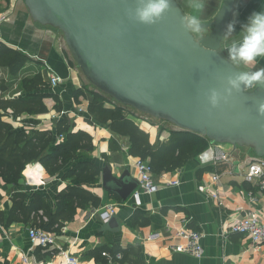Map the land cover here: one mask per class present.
Segmentation results:
<instances>
[{"label": "crops", "instance_id": "crops-1", "mask_svg": "<svg viewBox=\"0 0 264 264\" xmlns=\"http://www.w3.org/2000/svg\"><path fill=\"white\" fill-rule=\"evenodd\" d=\"M176 2L185 13V0ZM222 2L207 0L203 13L205 23L213 20ZM262 6L264 0H235L233 8L238 10V19L243 22L253 10H260ZM239 27L237 24V31ZM208 29L207 33L210 31ZM225 43L223 39L221 52L227 58ZM0 44L27 57L14 76L9 67L0 66V85L4 86L3 90L0 89V99L23 96L21 80L25 77L40 74L47 84L42 90L47 94L43 98L45 112H23L13 117L7 110L9 114L3 116L4 120L16 130H50L57 139L56 123L68 118L74 130H84L92 137V150L79 152L82 160L100 170L109 165L112 174L117 177L128 170L130 176L138 180L134 165L138 158L127 152L128 137L97 124L89 116L87 106L92 99L91 92L97 90L86 88L78 71L72 67L66 52L67 45L59 30L34 22L23 0H0ZM260 67H264V59H260L255 66L239 68L255 70ZM52 74L58 76L61 83L50 85L49 76ZM75 90L82 91V95L75 98ZM126 114L148 133L152 144L159 140L167 141L168 130L177 129L174 125L166 128L142 116ZM216 145L231 153L229 163H214L203 157L210 153L209 148L215 149ZM223 145L210 142L206 150L189 159L181 168L153 174V182L157 186L154 192L135 193L136 188L124 202L115 193L103 188L100 171L98 183L85 185L99 198V206L93 208L88 205L78 210L56 231H47L53 234L54 242L46 247L30 241L28 230L33 226L7 222L12 206L11 196L17 192L25 193L24 203L29 204L33 194H42L48 197V203L53 207L58 192L77 182L65 177L68 167L49 175L40 164H27L16 183L0 180V264H65L61 251H67L77 258V264H109L101 253L106 251L114 255L102 248L126 249L129 246L137 247V256L130 255V259L138 260L140 264H264V244L255 248L247 235L229 230L233 220L246 215L264 220V189L258 182L250 183L244 177L247 161L255 153L248 147ZM213 175L219 176L217 182L212 181ZM173 180L179 183L172 186L167 184ZM249 194L255 200H251ZM110 204H116L114 216L117 229L111 227L114 230L105 228L108 221L104 223L100 216L101 209ZM179 229L202 234L200 243L203 254L200 258L171 249L184 242L175 236ZM116 253L121 254L119 251ZM120 259L113 258L111 264H131L120 263Z\"/></svg>", "mask_w": 264, "mask_h": 264}, {"label": "water", "instance_id": "water-1", "mask_svg": "<svg viewBox=\"0 0 264 264\" xmlns=\"http://www.w3.org/2000/svg\"><path fill=\"white\" fill-rule=\"evenodd\" d=\"M30 18L59 30L84 77L99 91L141 113L210 142L251 148L264 157V87L225 92L227 77L243 69L221 53L223 32L235 0H223L210 31L197 40L181 23L176 0L161 20L143 24L128 15L137 0H23ZM227 101L212 107L209 89ZM102 186L124 202L138 187L128 170H101ZM117 222L112 215L105 228ZM113 229V230H114Z\"/></svg>", "mask_w": 264, "mask_h": 264}, {"label": "trees", "instance_id": "trees-1", "mask_svg": "<svg viewBox=\"0 0 264 264\" xmlns=\"http://www.w3.org/2000/svg\"><path fill=\"white\" fill-rule=\"evenodd\" d=\"M26 61L25 55L0 44V66L9 67L11 75H16ZM21 87L25 93L23 96L0 99V180L16 183L25 166L36 162L49 175L57 174L68 167L65 177L72 178L77 184L71 183L60 190L54 198L53 207L49 205L45 195L35 193L31 196V202L25 204L26 194L14 193L11 196L12 206L7 222H22L44 231H56L65 221L72 219L78 210L85 209L88 205L93 208L99 206V198L85 185L98 183L101 170L82 160L79 152L92 150V137L84 130H74L68 118L55 125V134L57 137L62 136L61 141H57L50 130H16L10 122L3 119L4 115L9 114L7 110H10L13 117L23 112L35 114L46 111L43 98L47 94L42 90L47 84L40 74L23 78ZM0 89L3 90L4 86L0 85ZM79 95H82V91L75 90L74 97L78 98ZM91 96L87 106L91 119L121 136L128 137V154L147 161L154 175L181 168L189 159L196 157L209 146L210 141L205 136L179 129L168 130L167 141L159 140L152 144L148 133L127 116L125 105L99 90L91 92ZM102 250H108L113 255L121 252L120 263L140 264L138 260L130 259V255L137 256V247H104Z\"/></svg>", "mask_w": 264, "mask_h": 264}, {"label": "clouds", "instance_id": "clouds-1", "mask_svg": "<svg viewBox=\"0 0 264 264\" xmlns=\"http://www.w3.org/2000/svg\"><path fill=\"white\" fill-rule=\"evenodd\" d=\"M207 0H185L187 11L181 16V23L185 30L192 35H202L206 25L203 13ZM172 0H137L134 8L128 9V15L143 24H155L170 11ZM232 18L226 23L223 39L227 60L232 65L241 67L255 66L260 59H264V6L260 10H253L241 22L238 19V10L230 9ZM240 25L237 31L236 26ZM245 69V68H244ZM225 92L231 93L233 89L242 91L245 88L264 87V67L245 69L235 76L227 77ZM227 96L218 89L208 90L207 99L212 107H217L222 101H227ZM258 111L264 115V100L258 104Z\"/></svg>", "mask_w": 264, "mask_h": 264}, {"label": "built area", "instance_id": "built-area-1", "mask_svg": "<svg viewBox=\"0 0 264 264\" xmlns=\"http://www.w3.org/2000/svg\"><path fill=\"white\" fill-rule=\"evenodd\" d=\"M61 79L56 75L49 76V83L55 86L61 83ZM62 136L57 138V141H61ZM217 144V143H216ZM219 144V143H218ZM209 154H204L203 157L209 158L214 163H229L231 161V153L225 151L220 146L215 147V149L209 148ZM135 168L138 172V187L135 193L138 191H143L146 193L154 192L157 186L153 182V173L148 162L145 160L137 159L135 162ZM245 179L250 182H258L262 189H264V157L253 156L249 161H247L246 169L244 172ZM219 176L213 175L212 181L217 182ZM178 180H173L167 182L168 185H177ZM251 200H255L250 194L248 196ZM116 204L106 205L101 209L100 216L104 223H106L109 218L115 213ZM230 232L239 233L247 235L252 245L257 248L258 246L264 244V220L260 221L255 216L246 215L242 218H236L233 220L230 226ZM28 236L32 243L39 244L40 246H52L54 242L53 234L44 231L37 227H32L28 230ZM175 236L182 241L171 247L175 252L187 253L195 258H200L203 254V249L200 243L202 234L198 231L179 229L177 230ZM60 255L63 257L65 264H77L78 259L71 256L67 251H61ZM102 256L108 259L109 264L114 259H120L121 254L116 253L114 256L104 251L101 253Z\"/></svg>", "mask_w": 264, "mask_h": 264}, {"label": "rangeland", "instance_id": "rangeland-1", "mask_svg": "<svg viewBox=\"0 0 264 264\" xmlns=\"http://www.w3.org/2000/svg\"><path fill=\"white\" fill-rule=\"evenodd\" d=\"M209 29L208 28H206L205 29V32L202 34V35H194V37L197 39V40H199V39H201L204 35H206L207 34V31H208ZM66 52H67V56L71 59V63H72V67H74L77 71H78V73H79V76H80V78H81V80L85 83V85H86V88L88 87V88H90L91 90H97L85 77H84V75L82 74V72H81V70L78 68V66H77V64H76V62H75V60H74V58H73V56H72V54H71V52L69 51V49L67 48V46H66ZM222 53V52H221ZM98 91V90H97ZM124 109H125V111H126V113H129L130 115H134V116H142L143 118H146L147 120H149V121H151V122H155V123H159L160 124V126H163V127H166V128H172V127H174L172 124H170L169 122H166V121H164V120H160V119H157V118H154V117H152V116H150V115H148V114H145V113H141V112H139V111H137L136 109H134L133 107H131V106H128V105H125L124 106ZM223 146H228L227 144H224ZM222 148V147H221ZM225 150V149H224ZM249 150H251V149H249ZM225 151H227V150H225ZM228 152V151H227Z\"/></svg>", "mask_w": 264, "mask_h": 264}]
</instances>
